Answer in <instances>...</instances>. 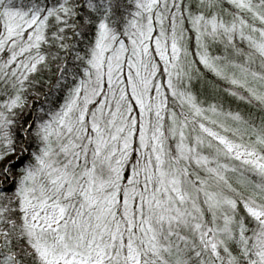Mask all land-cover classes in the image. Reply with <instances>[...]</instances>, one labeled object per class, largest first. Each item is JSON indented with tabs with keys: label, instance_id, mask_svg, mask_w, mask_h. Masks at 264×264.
<instances>
[{
	"label": "snow or ice",
	"instance_id": "snow-or-ice-1",
	"mask_svg": "<svg viewBox=\"0 0 264 264\" xmlns=\"http://www.w3.org/2000/svg\"><path fill=\"white\" fill-rule=\"evenodd\" d=\"M0 264H264V0H0Z\"/></svg>",
	"mask_w": 264,
	"mask_h": 264
}]
</instances>
